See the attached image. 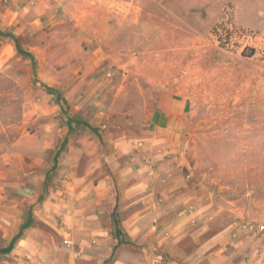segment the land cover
Instances as JSON below:
<instances>
[{"label":"rangeland","instance_id":"374dc122","mask_svg":"<svg viewBox=\"0 0 264 264\" xmlns=\"http://www.w3.org/2000/svg\"><path fill=\"white\" fill-rule=\"evenodd\" d=\"M0 12V202L33 190L6 162L66 124L65 96L104 112L95 128L133 137L167 91L186 104L179 171L207 212L199 232L233 225L264 244V0H0ZM40 152L53 162L55 149Z\"/></svg>","mask_w":264,"mask_h":264},{"label":"crops","instance_id":"0c3cea01","mask_svg":"<svg viewBox=\"0 0 264 264\" xmlns=\"http://www.w3.org/2000/svg\"><path fill=\"white\" fill-rule=\"evenodd\" d=\"M65 99L69 114L81 110L87 125L55 119L39 150L20 165L6 162L4 176L33 190L0 202V264H264L256 233L233 225L198 230L207 212L188 201L179 171L184 99L159 92L133 137L95 128L104 112L88 111L91 99ZM49 147L54 168L38 157ZM46 176L48 189L39 193L34 178Z\"/></svg>","mask_w":264,"mask_h":264},{"label":"trees","instance_id":"16d2710c","mask_svg":"<svg viewBox=\"0 0 264 264\" xmlns=\"http://www.w3.org/2000/svg\"><path fill=\"white\" fill-rule=\"evenodd\" d=\"M0 35H2V36H10V34H3V33H1L0 32ZM17 48H18V50H19V53L20 54H22V55H25V56H28L29 57V59L31 60V62H33V57L31 56V54L29 53V52H24V51H22L20 48H19V46L17 45ZM33 64H34V62H33ZM59 96V95H58ZM67 121H66V124L68 125V127L70 128V125H71V123L73 122V123H75L76 125H79L80 123H84V124H86L87 125V123H85L84 121H78V120H75V117H74V115H72V114H67ZM64 142H65V140H63V142H62V144L60 145V148L57 150V152H56V155L58 154V152L60 151V150H62V147H63V145H64ZM56 156H54L53 157V163H54V166H53V168L55 167V165H56Z\"/></svg>","mask_w":264,"mask_h":264}]
</instances>
